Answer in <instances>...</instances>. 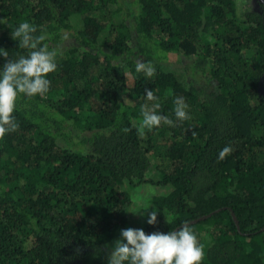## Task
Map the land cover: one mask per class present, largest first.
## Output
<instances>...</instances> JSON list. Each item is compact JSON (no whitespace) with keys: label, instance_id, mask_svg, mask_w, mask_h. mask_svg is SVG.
<instances>
[{"label":"trees","instance_id":"obj_1","mask_svg":"<svg viewBox=\"0 0 264 264\" xmlns=\"http://www.w3.org/2000/svg\"><path fill=\"white\" fill-rule=\"evenodd\" d=\"M237 1L0 0V67L31 51L11 36L25 21L57 63L0 138V264H107L145 183L146 234L211 213L189 224L210 240L200 264H264V5ZM149 89L172 125L140 127Z\"/></svg>","mask_w":264,"mask_h":264},{"label":"clouds","instance_id":"obj_2","mask_svg":"<svg viewBox=\"0 0 264 264\" xmlns=\"http://www.w3.org/2000/svg\"><path fill=\"white\" fill-rule=\"evenodd\" d=\"M36 31V27L27 21L12 29L11 36L18 41V47L31 51L16 59H8L0 67V138L14 132L19 126L12 115L18 94L28 97L45 94L51 83L47 74L57 68L56 53L42 44L44 35H33ZM0 56L9 57L7 49L0 47ZM135 71L142 72L146 77L154 74V69L141 61H137ZM144 97L141 128L151 130L162 122L173 124L172 119L159 111L160 104L156 102L157 97L152 89L146 90ZM188 107L183 97H177L173 109L175 118L181 121L188 119ZM231 151V147L226 145L218 152L217 159L224 160ZM156 220L155 210L147 212L148 224H155ZM182 225L179 230L167 233L146 234L143 229H122L121 238L111 246L107 264H200L204 255L203 247L189 223L184 222Z\"/></svg>","mask_w":264,"mask_h":264},{"label":"rangeland","instance_id":"obj_3","mask_svg":"<svg viewBox=\"0 0 264 264\" xmlns=\"http://www.w3.org/2000/svg\"><path fill=\"white\" fill-rule=\"evenodd\" d=\"M260 2L264 5V0H238L237 1V12L238 14H242V10L246 9L247 7H253V8H258V5ZM249 9V8H247ZM264 88V87H263ZM264 90V89H263ZM157 172L155 170H150L147 173V177L149 176H156ZM128 189V187H126ZM161 189L158 187H155L149 183L142 184L140 187H137L135 192H132L130 190V194L133 199V203L129 209V211L126 214L127 221L126 224L122 227H120L113 240H111L108 244L105 245V249L107 250L108 255L110 254L111 251V246L115 243L116 240L120 239V233L122 229H127V228H134V229H143L145 228V225L147 224L146 219H147V212L153 211V205L151 202L152 196L155 193L160 192ZM149 207V208H148ZM148 208L146 211L142 210ZM199 242H201L203 248L206 249V246L209 240V237L203 232V235L198 238Z\"/></svg>","mask_w":264,"mask_h":264},{"label":"water","instance_id":"obj_4","mask_svg":"<svg viewBox=\"0 0 264 264\" xmlns=\"http://www.w3.org/2000/svg\"><path fill=\"white\" fill-rule=\"evenodd\" d=\"M209 215H211V213H210V214H207V215H203V216H201L200 218L194 219V220H192V221H189L188 223H189V224H190V223H195V222H197V221L200 220V219H205V218L208 217ZM232 216H233V218H234L236 224H238V223H237V219H236V217H235V215H234L233 212H232Z\"/></svg>","mask_w":264,"mask_h":264}]
</instances>
